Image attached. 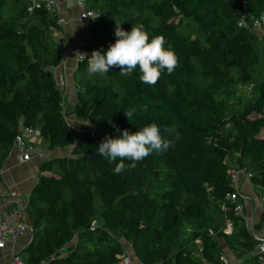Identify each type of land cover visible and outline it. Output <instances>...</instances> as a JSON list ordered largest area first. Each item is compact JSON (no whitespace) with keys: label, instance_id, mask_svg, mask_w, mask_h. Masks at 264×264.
I'll use <instances>...</instances> for the list:
<instances>
[{"label":"trees","instance_id":"1","mask_svg":"<svg viewBox=\"0 0 264 264\" xmlns=\"http://www.w3.org/2000/svg\"><path fill=\"white\" fill-rule=\"evenodd\" d=\"M34 1L0 0V171L24 126L38 128L49 150L70 153L41 161L23 259L119 264L130 244L137 264H229L225 242L236 264H264L253 253L260 238L228 198L236 190L233 171L245 170L262 188L256 228L264 226V51L259 34L239 21L249 12L264 27V0H86L101 12L88 24V52L115 43L117 23L128 31L142 23L150 38L165 37L178 65L149 86L139 68L130 76L116 66L89 76L88 59L80 60L73 104L54 72L65 50L54 38L59 17ZM240 86L249 96H236ZM70 115L97 128L79 129ZM152 122L162 134L176 125L181 138L135 167L125 159L128 167L115 174L119 158L109 162L97 153L99 144L115 138L117 128L134 133Z\"/></svg>","mask_w":264,"mask_h":264},{"label":"clouds","instance_id":"2","mask_svg":"<svg viewBox=\"0 0 264 264\" xmlns=\"http://www.w3.org/2000/svg\"><path fill=\"white\" fill-rule=\"evenodd\" d=\"M117 37L115 43H110L106 51L94 50L87 61V72L89 76L104 75L114 66L121 69V76H130L133 71L139 68L141 73L139 79L149 86L155 85L166 69L171 74L178 65V55L174 48L166 45L163 35H156L150 38L144 25L132 24L131 30H125L121 24L117 23L115 28ZM83 90V89H82ZM147 111V105L144 106ZM127 117L132 120L133 111L125 110ZM115 138H106L97 147V153L115 163L119 158V163H115L114 173L120 174L126 170L128 165L124 160H131V167L145 159L153 152L163 153L179 140L180 134L176 125L163 129L162 134L157 123L152 122L140 128L136 132L117 128ZM167 137V138H166Z\"/></svg>","mask_w":264,"mask_h":264},{"label":"built area","instance_id":"3","mask_svg":"<svg viewBox=\"0 0 264 264\" xmlns=\"http://www.w3.org/2000/svg\"><path fill=\"white\" fill-rule=\"evenodd\" d=\"M77 6L80 8V17L82 21L86 24V33L82 39L81 46L76 50L77 59L84 60L90 57V52H88L83 46L88 42V24L91 21L97 20L101 16V12L87 8L86 0H73ZM35 5H44L47 10L52 13L57 14L59 11L60 2L59 0H35ZM32 11V8H30ZM251 19V21H250ZM239 21L241 25L251 27L252 30L256 31L262 38L264 37V27L261 22L250 15L249 12L242 13L239 16ZM65 46L64 42L61 41ZM68 46H65L63 52L62 62L68 53ZM62 62L60 64H62ZM60 64L58 66H60ZM57 66V67H58ZM57 67H54L56 69ZM18 152L23 161L31 160L33 157H40L41 159L50 157L48 146H44L42 143V136L40 130L34 126H24L22 133L15 137L13 142L12 150ZM11 154V153H10ZM245 170H234L232 173V182L236 187V190L228 194V198L235 202L234 215L245 219V226L256 236L260 238L253 253L262 254L264 256V226L260 229L256 228V223L251 221H246V212L244 206V196L239 191L238 187L235 185L238 181V175L240 172ZM251 175L249 174V177ZM30 197V196H29ZM29 197L26 199L22 195L16 192H11L12 205L4 207L0 205V250H7L8 261L6 264H28L20 254V251L24 248L20 247V240L26 237L29 231V222L31 221L28 207H29ZM227 210V207H224ZM234 222L228 221L227 231L233 229ZM31 240V238L29 239ZM119 264H137L135 256L127 247H124V251L119 255ZM223 259L228 263L225 256ZM42 264H45L43 262Z\"/></svg>","mask_w":264,"mask_h":264},{"label":"crops","instance_id":"4","mask_svg":"<svg viewBox=\"0 0 264 264\" xmlns=\"http://www.w3.org/2000/svg\"><path fill=\"white\" fill-rule=\"evenodd\" d=\"M59 2L60 6L57 15L59 17V22L62 25V28L56 31L55 35H57L56 39L58 41H63L65 46H68L69 51L62 64H60V66H58L54 72L59 87L64 92L65 102H67L68 104H73L76 101L74 72L79 64V60L77 59L75 54L76 50L81 46L82 39L85 36L86 24L82 21L80 17V8L73 0H59ZM65 109H67L66 104ZM67 119L79 129L91 128L84 124L89 123L87 122L86 118L81 119L77 118L75 115H70L67 117ZM13 153V156L9 155L3 165V168L0 171V205L4 207L12 205L11 192H16L19 195H22L24 199L29 197L31 190L38 181L40 175L39 168L42 161L40 157H33L31 160L23 161L18 152ZM49 153L50 157L56 155L69 154L70 148L59 147L53 150H49ZM241 175H243V178L248 177L249 180L250 177L246 171H242L238 175L237 184H235L244 196L243 200L246 212V221L248 220L257 223L260 220V215L262 211L258 215L255 209L251 207L250 202L248 203L249 200L247 195L242 192L241 187L239 186ZM30 223L31 224L29 226V233L19 242L21 248L25 247L30 242L29 239L32 236L33 230V224L32 222ZM0 259V264L7 263V250H0Z\"/></svg>","mask_w":264,"mask_h":264},{"label":"rangeland","instance_id":"5","mask_svg":"<svg viewBox=\"0 0 264 264\" xmlns=\"http://www.w3.org/2000/svg\"><path fill=\"white\" fill-rule=\"evenodd\" d=\"M54 38L56 39L57 38V35H55V33H54ZM259 47L264 51V37L262 38V36H260V38H259ZM244 91V93H245V96H249V92H248V90L246 89V88H244V87H238L237 88V94H236V96H240L241 94H242V92ZM68 98H69V96H68ZM69 100V99H68ZM69 102V101H68ZM64 108H65V106H64ZM87 122H89V123H84L86 126H89V127H91V129H96L97 128V125H96V123L94 122V120H92V119H87ZM44 146H46L47 147V143L45 144L44 143ZM13 152H15V151H11V154H10V156H13L14 155V153ZM239 186L241 187V190H242V192L245 194V195H247V197H248V203L250 202V204H251V207L253 208V209H255V211H256V213L259 215L260 214V212L262 211V188H260V187H254L253 185H252V183L250 182V180H249V178L248 177H244L243 178V175H241L240 176V182H239ZM252 209V210H253ZM31 222V221H30ZM29 222V226H30V223ZM28 233H29V231H28ZM119 236H120V238L122 239V240H124L123 238H122V236L119 234ZM30 241V240H29ZM223 244H224V246H225V250H226V255H225V258L227 259V261H228V263L229 264H236V263H240L241 261L233 254V252L232 251H230L229 249H228V247H227V245L225 244V242H223ZM127 248L130 250V252L132 253V251H131V246H130V244L128 245L127 244ZM1 260V259H0Z\"/></svg>","mask_w":264,"mask_h":264},{"label":"water","instance_id":"6","mask_svg":"<svg viewBox=\"0 0 264 264\" xmlns=\"http://www.w3.org/2000/svg\"><path fill=\"white\" fill-rule=\"evenodd\" d=\"M31 192H32V190H31Z\"/></svg>","mask_w":264,"mask_h":264}]
</instances>
